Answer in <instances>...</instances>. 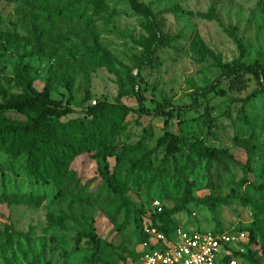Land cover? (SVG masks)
I'll use <instances>...</instances> for the list:
<instances>
[{"label":"rangeland","instance_id":"rangeland-1","mask_svg":"<svg viewBox=\"0 0 264 264\" xmlns=\"http://www.w3.org/2000/svg\"><path fill=\"white\" fill-rule=\"evenodd\" d=\"M140 1L174 39L157 45L152 63L136 74L134 57L142 53L136 42L147 35L146 19L127 0H0V85L9 94L28 96L14 76L22 63L37 89L48 85L51 99L70 110L62 122L82 118L94 101L115 102L120 87L121 101L134 109L119 123L117 153L107 159L128 208L100 177L103 161L91 153L73 159L71 181L57 183L39 178L26 154L0 152V264H90L92 243L84 233L91 230L103 249L94 264H139L133 257L143 250L141 233L154 228L151 223L244 232L239 263L264 264V94L251 96L259 90L252 77L241 93L230 92L224 81L201 94L219 74V61L239 57L227 33L231 27L246 48L243 61L264 63V0ZM210 8L214 19L198 16ZM36 31L44 48L28 55ZM130 71L141 108L137 85L126 80ZM196 92L197 109L167 119L168 130L181 139L173 158L166 150L164 117L154 108H186ZM22 119L8 111L0 121ZM205 146L226 149L234 161L193 152ZM229 195L226 203L200 201ZM158 207L167 215L156 216Z\"/></svg>","mask_w":264,"mask_h":264},{"label":"trees","instance_id":"trees-1","mask_svg":"<svg viewBox=\"0 0 264 264\" xmlns=\"http://www.w3.org/2000/svg\"><path fill=\"white\" fill-rule=\"evenodd\" d=\"M45 2V0H41ZM129 7L138 15L146 19L145 28L147 35L140 38L136 43L142 48V53L134 57V67L137 70L136 74L148 64H151L154 58V53L157 45L166 44L173 36L163 32L158 25L156 16L149 4L140 0H127ZM198 16L207 20L215 18L213 8L207 12L198 13ZM1 23V18H0ZM233 42L236 44L239 51V57L231 63L219 61V74L216 78L205 87L202 93H209L220 86L224 81L228 84L230 92L241 93L249 87V81L252 77L259 90L252 92L251 96L264 94V63L255 60L247 63L243 61L246 55V48L242 39L237 36L236 27H231L227 31ZM42 33L36 31L34 33V44L28 51V55L40 52L45 45ZM14 76L18 83L28 92V96L19 97L9 94L7 89L0 85V118L8 111H15L23 116L24 119L17 121H0V152L7 154L19 155L26 154L31 170L38 175L39 178L47 176L57 183L71 181L73 171L70 170V164L73 159L82 153H91V157L99 161L102 159L103 167L99 169L100 177L104 180L107 187L113 194L120 198L125 208H128L129 201L126 197V191L117 182L115 176L110 172L108 158L115 156L118 147L113 144L115 135H117V127L122 121L127 112L134 111L133 108L125 105L121 98L125 96L124 92L119 89L115 102L99 101L93 105H88L85 110V115L80 119H75L71 124L60 121L61 117L66 116L70 110L63 108L59 102L52 100L50 97V88L45 85L41 90L37 89L27 73V66L18 63L14 67ZM263 79V83L261 80ZM126 80L134 88L137 85V90L134 91V96L137 102L142 107V97L139 93L138 81L132 74L128 72ZM199 93H195L192 102L186 108L166 104L164 106L157 105L154 108V114L164 117L165 135L168 138L166 145L167 154L175 157L180 152L181 139L168 130V118L175 111L195 110L199 107L197 97ZM87 99V97L85 98ZM171 106V110L167 107ZM208 129L212 127V118L209 112H206ZM210 130H208V133ZM130 148V146H128ZM122 149H126L123 145ZM199 156L209 159L229 160L234 161L233 155L224 148L216 147H199L193 150ZM0 172L3 176V171L0 166ZM71 177V178H69ZM264 186V184H263ZM63 194V187L61 188ZM230 197L223 198H204L200 201L203 204L213 205L216 203H226ZM3 199V198H2ZM185 205L179 206L172 211H179ZM167 211L159 212L156 216L159 218L167 215ZM158 232L165 236L171 234L178 226L171 227L161 226L156 223H151ZM10 229L6 227V231ZM142 232V231H141ZM84 236L89 238L92 243V253L90 256V264L100 260L102 253V245L100 240L93 234V231L84 233ZM146 235L141 233V241H146ZM80 241V235L76 236V242ZM141 254V252H140ZM140 254L133 257L134 261H138ZM239 251L233 252V258L241 257ZM252 264H260L256 260L251 261ZM240 264V263H239Z\"/></svg>","mask_w":264,"mask_h":264},{"label":"built area","instance_id":"built-area-1","mask_svg":"<svg viewBox=\"0 0 264 264\" xmlns=\"http://www.w3.org/2000/svg\"><path fill=\"white\" fill-rule=\"evenodd\" d=\"M143 233L147 238L142 242L139 264H239L231 256L243 250L239 243L247 237L244 232L213 233L179 227L168 236L150 227Z\"/></svg>","mask_w":264,"mask_h":264}]
</instances>
